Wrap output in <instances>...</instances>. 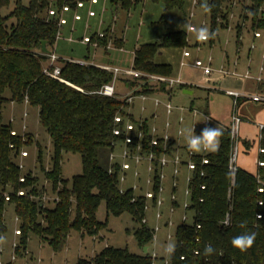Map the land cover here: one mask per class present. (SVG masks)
I'll return each mask as SVG.
<instances>
[{"label":"trees","instance_id":"1","mask_svg":"<svg viewBox=\"0 0 264 264\" xmlns=\"http://www.w3.org/2000/svg\"><path fill=\"white\" fill-rule=\"evenodd\" d=\"M84 1L29 0L28 5L24 6L22 0H15L14 8L4 16L2 11L9 7L11 0H0V237L7 229L4 219L6 207L12 206L20 229L19 247L15 254H19L20 248H27L31 235L38 236L48 243L53 252L59 253L65 248L73 231L93 238L106 229V224L96 218L97 210L104 202L108 215L118 217L129 213L140 224L133 236L142 253L132 254L127 249L107 246L91 259H78L77 264H153L150 253H144L154 238V232L142 224L146 217V200L141 195H135L130 188L120 194V165L110 164L107 169L102 168L100 151L108 149L110 157L115 145L119 148L122 146L124 134L115 136L114 131H124L126 122L134 124L137 131L142 133L141 139L134 135L128 148L135 152L141 146L143 156L153 153L157 160L163 154L173 157L179 150L175 146L176 141L170 140L164 150L163 140L151 134L147 120L138 122L128 114V97L123 98V94L118 91L114 97L97 93L112 82L113 75L110 72L94 65H79L59 59L62 81L43 73L48 64V55L54 53V44L64 26L60 25V19L84 8L88 3ZM144 1L109 0V3L116 11L129 13ZM150 1L162 4L165 11L182 9L184 5V0ZM235 1L208 0L212 10L205 12L201 7L203 0H195V8L209 16L211 32L215 33L227 27ZM249 1L251 4L246 9L250 12L253 26L255 30L264 31V18L260 16L264 0ZM79 3L83 7H78ZM64 8H68V11H64ZM50 12H54L53 15ZM95 16L94 13L92 17ZM247 17L244 16V20ZM10 20L14 22L8 24ZM102 35L99 37L94 34L89 38V43L96 42L99 47L106 48L109 40L107 31ZM236 36L240 43L239 27ZM43 43L46 44L47 53L43 52ZM186 47V33H169L160 43L137 48L132 69L147 75L172 77L171 66L157 63L155 57L162 49L182 50ZM144 81L124 79V91H132L130 97L134 98L149 94L169 95L167 85ZM183 89L186 87L180 90ZM26 102L29 107L38 109L39 123L52 144L51 169L45 172L51 191L57 196L51 208L42 202L46 191L36 187L37 179L30 174L22 177L15 162L20 150L30 146L29 141L26 142L20 134L12 136V126L3 123L2 109L5 104L21 105ZM117 117L121 118L120 123L115 122ZM154 138L158 141L157 146L151 145ZM245 145L248 146L247 143ZM37 148L38 161L41 162L42 152L39 146ZM233 148L230 131L223 130L218 150L205 156L208 164H201L202 156L194 159L196 168L191 174L189 207L186 210L192 222L181 223L176 227V248L168 256L167 264H264V127L261 129L255 175L237 166L234 172L229 169ZM68 153L80 155L83 165L82 174L74 176L70 182L61 176L63 156ZM154 166L153 191L156 195L159 184L157 161ZM110 168L112 173H109ZM21 178H24V182H20ZM19 192L24 195L18 196ZM5 194L8 201L5 200ZM150 204L154 205L155 199ZM174 206L179 208L177 203ZM241 222H246L245 228L239 227ZM244 232H255L256 238L250 249L241 252L232 246L231 240ZM209 244L214 253L206 256L204 248Z\"/></svg>","mask_w":264,"mask_h":264},{"label":"rangeland","instance_id":"2","mask_svg":"<svg viewBox=\"0 0 264 264\" xmlns=\"http://www.w3.org/2000/svg\"><path fill=\"white\" fill-rule=\"evenodd\" d=\"M86 1L88 3L85 4L84 9L81 8V10L77 11L82 17L80 22L73 23L71 14L62 16V18L68 19V25L61 28L59 38L54 44L53 49L57 57L73 59L74 61L90 65H98L100 64L98 63L99 61L103 62L104 60L106 66L131 69L135 50L140 46L160 43L163 37L169 33H186L188 47L182 50L179 48L162 49L155 57L157 63L171 66L173 75L167 79H180L181 84H175L173 88H167L169 95H142L148 97V99L144 100L138 97L129 104L127 109L128 114L135 121L142 122L147 120L151 130L157 128L158 137H163L165 131H167L171 140L176 141L175 146L179 148L176 154L185 155V150L183 151L182 147L188 148L186 138L191 131L190 125L191 120H193L190 110L197 109L209 115L212 119L209 128L219 127L222 131L228 130L231 133L232 116L235 112L234 100L225 92L234 91L247 97L258 95L264 99V84L255 80L260 76L261 66L264 67V64L261 65L262 60L259 56V54L262 55L264 52V46H262L264 31L255 30L253 26L250 12L246 9L251 4L249 0H236L234 2V10L229 16L227 27L218 29L214 38L209 39L207 42L197 40L196 34L187 31L184 27L185 23H188L196 28L207 27L211 31L209 16L195 8L192 0H184L182 9L172 11H165L162 4L145 0L142 4L131 9L129 13L122 10L116 11L110 6L109 0H97L98 5H93L92 0L91 3L90 0ZM28 2L29 0H22L24 6H27ZM14 4L15 0H11L9 7L3 9L2 14L4 16L8 15L14 8ZM89 11H93L96 16L91 17ZM244 16H248V19L244 20ZM260 16L264 18V4L262 15ZM13 22V20H10L8 24ZM238 27L241 30L240 41L242 43L239 49L236 36ZM106 31L109 38L106 48L99 47L96 42L83 43V38H90L94 34H104ZM255 32L260 33L262 38L254 40L253 35ZM121 43L123 45L119 48L118 46ZM252 44L257 47L256 51H251ZM185 52H189L191 57L184 59L182 53ZM249 57L253 58L251 71L246 68ZM236 58L240 59L241 67L234 71L236 69L234 67ZM64 59L60 60L64 61ZM197 60L203 62L204 65L212 61L211 69L213 72L210 76H205L202 70L194 66ZM182 62L185 64L184 67H182ZM56 66H59V63ZM222 68L226 71L229 68L230 72H236V76L224 75L221 73ZM247 72H249L250 76L245 79L244 76ZM179 75H182V78H179ZM262 77L264 78V72ZM209 79H218V82L213 85V83H209ZM123 83L124 79L118 78L115 87L117 91L124 93ZM182 87H186V90L190 89L193 94L184 95L183 90H180ZM131 93L132 91L128 92L127 95H131ZM6 96H8V93H6ZM125 96L124 94L122 95L123 98ZM155 100L162 104L156 107ZM168 102L174 107L171 115L166 114L164 107V104ZM13 110V107L9 106V104L3 106V123L11 125L13 131L23 136L25 141L30 143V146H25L20 150L15 162L21 170L22 177L30 174L37 179L36 187L39 189L44 188L46 191V194L42 197V202L44 206L51 208L54 206L53 203L56 201L57 196L56 193L51 191L50 183L45 178V172L51 169L52 144L50 137L40 125L34 108L18 105L15 111ZM237 112L241 122L238 126L236 138L233 140L237 149L235 166L249 174L255 175L260 152V125L264 123V102L254 103L250 98H247L238 105ZM25 114H27V117ZM153 114H156V119L154 120ZM240 115L247 117V119L242 121ZM180 117L187 120L190 127L188 131L184 127L185 121L182 124L179 123ZM167 122L170 123V127L166 130ZM23 127H26L24 131ZM179 130L183 131L181 136L178 135ZM246 143L248 146L245 145ZM37 146L40 147L42 152L41 162L38 161ZM116 151H118V148ZM22 152H27L28 157H22ZM108 157L109 150L102 149L100 151V165L104 169L110 166ZM144 166L142 165L143 169ZM82 172L83 165L80 155L64 154L61 173L63 180L70 182L74 176L81 175ZM170 173L172 175L171 166L165 171L167 178L163 196L167 201L161 209L162 214L166 218L170 216L168 212V198H170L172 184ZM187 174L186 169H182L179 178L180 189L177 194L178 197L186 189L185 177ZM147 178L148 174L143 170L140 180H137L134 176V169H132L126 172L127 180L120 186L121 188L139 186L142 191H136V193H145L149 189L146 185ZM7 190L9 192L8 188ZM180 201L181 207L172 216L173 225L170 227L165 226L166 223L164 224L163 218L162 220L156 219V208L151 207L146 214L147 224L144 225L151 230L156 227L159 228L150 247H147V252L151 256L153 253L157 255L154 264H164L167 261L169 254L166 252V247L169 243H175V229L182 223V217L186 215L187 224L192 222L191 215L186 212L184 214L182 209L184 201ZM185 201H188V198H185ZM96 218L99 222L106 224V229L96 237L82 236L73 231L67 240L65 248L61 252L55 253L48 243L43 242L36 235H31L27 248L25 250L20 248L19 254L16 255L14 246L19 247L20 235H16L15 231L20 230L19 222L13 207L7 206L4 215L7 229L3 235L4 242L0 243V263L4 264L10 261L11 264H77L79 258L91 259L107 246L127 249L132 254L142 253L141 247L133 236V232L140 227V224L135 222L129 213H124L118 217L108 215L105 203L101 202Z\"/></svg>","mask_w":264,"mask_h":264},{"label":"built area","instance_id":"3","mask_svg":"<svg viewBox=\"0 0 264 264\" xmlns=\"http://www.w3.org/2000/svg\"><path fill=\"white\" fill-rule=\"evenodd\" d=\"M93 4L97 3V0H92ZM78 7H83L82 3L78 4ZM64 11H68V8H64ZM54 12H50L51 15H53ZM92 16H94L93 12L89 13ZM75 20H80V16H75ZM66 24V20L64 18L60 19V25H65ZM99 37H102V34L98 35ZM253 37L255 39H259L262 37V35L258 32H255ZM59 38V37H58ZM89 38H83V43L87 44L89 43ZM252 49L255 48V46L253 45L251 47ZM184 57H189L190 53L189 52H185ZM263 60H264V55H263ZM59 58L57 57V55L55 53L49 54L48 55V64L45 66L43 73L51 78L60 80V67L56 66V64H58ZM72 63H76L79 65H88L84 62H78V61H74V60H69ZM100 69H103L105 71L110 72L113 75V80L110 84L103 86L97 93L102 95V96H106V97H114L116 95H118V92L115 88L116 82L118 80V78H123V79H144L146 83H153V84H165L168 86V88H173L174 85H178L181 84V80L180 79H167V78H162V77H157V76H152V75H147V74H143L141 72L135 71L132 68L131 69H120L117 67H109V66H97L94 65ZM182 66H184V64L182 63ZM194 66L198 69H201L203 74L205 76H210L212 74V69L209 65H204L203 62H201L200 60L195 61ZM52 68V70L50 69ZM264 72V67L261 66L260 68V76L255 79L256 82L258 83H263L264 82V78L262 77V74ZM221 73H223L224 75H232V76H236V72H230V71H226L224 68H222ZM250 74L249 72H247L244 76L245 79L249 78ZM228 96L232 97L234 100V109L235 112L232 116V130H231V139L234 140V138H236L237 135V130H238V126L241 122L239 116H238V105H239V101L240 100H245L247 98H250V100L254 101V102H264V99L258 96H253V97H247L243 94H240L238 92H234V91H226L225 92ZM128 97V104L132 103L136 98L134 97H130V95H126L125 98ZM139 98H142L144 100L148 99V97L146 96H139ZM27 104V102H26ZM162 103L159 102L158 100H155V106L159 107ZM165 110H166V114L167 115H171L174 107L173 105L168 102L166 104H164ZM191 116H192V124H191V129H194V134L196 135H200L202 133V130L205 127H209L212 123V119L209 115H206L204 112L197 110V109H192L190 110ZM26 116V114H25ZM153 120L156 119V114H153ZM185 120L183 117H180L179 119V123H183ZM115 122L116 123H120L121 122V118L117 117L115 118ZM200 123V124H199ZM201 127H200V126ZM170 127V123L167 122L166 123V130ZM263 128V127H262ZM261 128V129H262ZM26 129V127H23V131ZM17 133L15 131L11 132L12 136H15ZM124 134L125 138H124V142L122 144V146L116 147L115 145V151L112 152L110 154L109 157V161L111 165L114 164H119L120 168H121V174H120V178H119V192L120 194H124V192L127 189H132L135 193V195H141L145 198L146 200V205H145V213L147 214V212L150 210L151 207L156 208L157 213H156V219L157 220H162L163 218V214L161 212L162 207L164 206L165 203V198H164V193H165V180H166V174L165 171L167 168H169V166L172 167V184H171V194H170V208L168 210V212L170 213V216L168 218V220L166 221V226H172V216L176 213L177 208L174 206L176 203L179 205V201H178V191H179V178L181 175V171L182 169H186V171L188 172V174L185 177V182H186V189L183 191L184 197L188 198V201L184 200L182 209L184 211V214L187 210V208L189 207V196H190V190H189V184L190 181L192 179V171L195 170L196 168V162L194 161V159L198 156H202V165H206L208 164L207 159L205 158L206 155H208L210 153V151H201V152H193L191 150H189V148L185 149V155H181V154H175L173 157H169L166 154H163L161 158H159L158 160L156 159L155 155L153 153H150L146 156L141 155V146H138L134 151H132L131 149L128 148V145L132 144L133 141V137L134 135H136L139 139L142 138V133L137 131V128L134 124L130 123V122H126L125 126H124V131H121L120 129H116L114 131V135L115 136H120ZM151 134L152 135H157V130L156 128H153L151 130ZM183 134V131L179 130L178 131V135L181 136ZM24 138V137H23ZM161 140H163L164 143V150H166L168 142L171 140L170 136L167 134V131H165V134L163 137H159ZM157 139L154 138L151 142L152 146H157ZM235 144V142H234ZM114 147V145H113ZM118 148V151H116V149ZM183 150V151H184ZM262 152V151H261ZM236 154H237V149L234 146L233 151H232V155H231V159H230V166L229 169L234 172L236 170V166H235V159H236ZM22 157H28V153L27 152H22L21 153ZM157 161L158 162V171H157V178L159 181L158 184V188H157V193L155 195V192L153 191V186H154V177H155V173H156V169L154 166V162ZM142 165L144 166V169L142 167ZM132 169H134V176L137 180H140L141 178V172L144 170L147 172L148 174V178L146 180V185L149 187V189L145 192V193H136V191H142L141 187L139 186H133V187H127V188H121L120 184L125 183L126 182V172L131 171ZM109 173H112V168L109 169ZM20 182H24V178L20 179ZM202 189H204V187H202ZM24 193L23 192H19L18 196H23ZM5 200L8 201L9 198L7 196V194L4 195ZM155 199V204L151 205L150 202H152V200ZM135 201V199H133V202ZM181 207V205H180ZM187 221V217L186 215H184L182 217V223H186ZM142 224H147V218L145 217L142 221ZM154 232V237H155V233L159 231V228L156 227L154 230H152ZM16 235H20V231L16 230L15 231ZM169 238H171L169 236ZM14 248L16 249L17 246L15 245ZM152 260H153V264L155 259H157V255L155 253L152 254ZM14 260V257H13ZM1 264V263H0ZM164 264H167V261L164 262Z\"/></svg>","mask_w":264,"mask_h":264},{"label":"clouds","instance_id":"4","mask_svg":"<svg viewBox=\"0 0 264 264\" xmlns=\"http://www.w3.org/2000/svg\"><path fill=\"white\" fill-rule=\"evenodd\" d=\"M201 7L205 12H211L212 5L208 3V0H203ZM184 27L189 32H194L196 38L199 41L206 42L211 38H214L215 33L211 32L207 27L196 28L191 24L185 23ZM223 136V131L219 127L209 128L205 127L200 135L194 134V129L192 128L189 135L186 138L187 147L193 152L201 151H212L215 152L219 147V138ZM239 227L245 228L246 222H241ZM255 232H244L232 238L231 244L234 248L239 249L241 252H245L250 249L255 241ZM3 238H0V243H3ZM176 245L174 243H169L166 247V252L171 255L175 252ZM214 253L212 246L206 245L204 248V254L206 256Z\"/></svg>","mask_w":264,"mask_h":264},{"label":"crops","instance_id":"5","mask_svg":"<svg viewBox=\"0 0 264 264\" xmlns=\"http://www.w3.org/2000/svg\"><path fill=\"white\" fill-rule=\"evenodd\" d=\"M192 3L195 5V2H194V0H192ZM92 5V4H91ZM95 5H98V1H97V4H95ZM84 9V8H83ZM89 12H93V11H89ZM75 16H80V18H81V20H82V17H81V15H79L78 14V12H76V13H74V14H71V17H72V21H73V23H77V22H80V21H78V20H75ZM65 20H66V24L64 25V26H67L68 25V19L67 18H65ZM64 26H62V27H64ZM61 38V37H60ZM254 38V37H253ZM262 38V37H261ZM260 39V38H259ZM254 40H258V39H255L254 38ZM207 42V41H206ZM211 43V42H210ZM212 44V43H211ZM255 46V44H252L251 45V47L252 46ZM240 46H242V43H241V41H240V43H238L237 42V47H238V49H239V47ZM262 46H264V40H263V42H262ZM256 49H257V47L255 46V48L254 49H252L251 50V48H250V50L251 51H256ZM124 50V49H123ZM237 52H238V50H237ZM182 54H184V53H182ZM263 54H264V52L262 53V55H260L259 54V56L261 57V65H263L264 64V60H263ZM182 57L184 58V59H188V58H190L191 57V54H190V56L189 57H184V55H182ZM59 59H64V58H60V57H58ZM96 59V58H95ZM94 59V60H95ZM64 60H73V59H64ZM98 60V59H97ZM103 60V59H102ZM103 62H104V60H103ZM102 61H99L98 63H100V64H98L97 66H106V64H105V62L103 63ZM248 63H247V66H246V68H249V71H251V69H252V67H251V65H253V58L251 59L250 57L248 58V61H247ZM133 63V62H132ZM183 63V62H182ZM181 63V64H182ZM211 63H212V61H210L209 63H207L206 65H209L210 67H211ZM227 63H228V65H229V60H228V57H227ZM159 64H163V63H159ZM184 64V63H183ZM184 66H185V64H184ZM184 66H182V67H184ZM116 67V66H115ZM234 67L236 68V69H234V71H237V68H239V67H241V65H240V59L239 58H236V62L234 63ZM118 68V67H117ZM130 68H132V64H131V67ZM201 70V69H200ZM228 71H230V69L228 68L227 69ZM179 78H182V75H179L178 76ZM218 82V79H209V83H213V85H216V83ZM226 82V81H225ZM200 87V86H199ZM213 87V86H212ZM211 87V88H212ZM116 88V87H115ZM210 88V87H209ZM213 89H215V88H213ZM117 90V89H116ZM186 89H183V92L185 91ZM187 91H191L190 89H188ZM119 93H121V94H124V95H127L128 93L127 92H122V91H118ZM192 92V94H193V91H191ZM184 95H189V94H185V93H183ZM191 94V95H192ZM254 96H258V95H254ZM250 97H253V95L252 96H250ZM258 97H260V96H258ZM241 101H244V100H240V103H241ZM252 101V100H251ZM252 102H254V101H252ZM254 103H259V102H254ZM21 105H23L24 107H29L26 103H24V104H21ZM9 106H11V107H13V111H15V108L18 106L17 104H15V103H10L9 104ZM35 110H36V114H37V116H38V109H36V108H34ZM14 114V113H13ZM239 114V113H238ZM26 117H27V114H26ZM240 117H241V119H242V121H244V120H246L247 119V117H244L243 115H240ZM185 122L187 123H185V125H184V127H185V130H189L190 129V127H189V125H188V122H187V120H185ZM189 124H190V121H189ZM191 124H192V120H191ZM200 124V123H199ZM191 126V125H190ZM200 126V125H199ZM261 126V128L262 127H264V123L263 124H261L260 125ZM201 127V126H200ZM156 130H157V128H156ZM167 175V174H166ZM170 175H171V173H170ZM171 177H172V175H171ZM167 178V177H166ZM166 188V187H165ZM184 191V190H183ZM183 191H182V194H181V198L180 197H178V201H179V208H177V210H176V212L180 209V200H185V197H184V194H183ZM165 194V193H164ZM168 199H170V198H168ZM166 198H165V203H166ZM169 201V200H168ZM169 208H170V201H169ZM169 210V209H168ZM176 214V213H175ZM174 214V215H175ZM168 218H169V216H167V218L166 217H164V215H163V221H164V224L166 223V221L168 220ZM0 238H3V237H0ZM80 259V258H79ZM4 264H11V262L10 261H7V262H5Z\"/></svg>","mask_w":264,"mask_h":264},{"label":"water","instance_id":"6","mask_svg":"<svg viewBox=\"0 0 264 264\" xmlns=\"http://www.w3.org/2000/svg\"><path fill=\"white\" fill-rule=\"evenodd\" d=\"M45 45H46L45 43L42 44L43 52H44V53H47V50H46V48H45ZM183 93H185V94H189V95L192 94L191 91H187V90H185ZM144 253H147V248L144 249Z\"/></svg>","mask_w":264,"mask_h":264}]
</instances>
